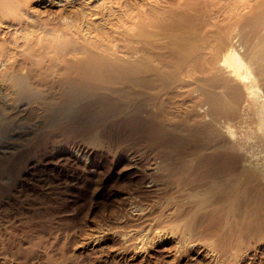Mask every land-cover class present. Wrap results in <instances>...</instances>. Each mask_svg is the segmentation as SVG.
I'll use <instances>...</instances> for the list:
<instances>
[{
    "label": "bare ground",
    "instance_id": "6f19581e",
    "mask_svg": "<svg viewBox=\"0 0 264 264\" xmlns=\"http://www.w3.org/2000/svg\"><path fill=\"white\" fill-rule=\"evenodd\" d=\"M85 1L98 23L69 19L80 0H0V132L21 105L41 118L36 146L20 153L63 145L53 162L62 184L99 181L125 155L144 192L161 189L164 221H180V236L152 221L134 234L144 264H215L233 248L250 249L240 264H264V0ZM97 149L80 174L78 159Z\"/></svg>",
    "mask_w": 264,
    "mask_h": 264
},
{
    "label": "rangeland",
    "instance_id": "374dc122",
    "mask_svg": "<svg viewBox=\"0 0 264 264\" xmlns=\"http://www.w3.org/2000/svg\"><path fill=\"white\" fill-rule=\"evenodd\" d=\"M82 1L75 5L76 13H71L69 19L85 26L91 25V22L98 23L99 18L95 19L92 14H88L95 10L93 3L86 4L87 1ZM39 5L37 1L31 3L33 9ZM56 9L57 7L54 8ZM36 16L41 18L42 15ZM54 17L60 22L68 19V16L58 17L57 13ZM28 20L31 21V18ZM32 20L35 24L36 20ZM12 32L19 35L18 30ZM5 93L1 89L0 105L4 108ZM25 107L20 106V110H23L16 116L14 124L9 129L2 126L0 132L3 134L11 129L6 138H0V158L14 156L7 162L4 161L5 165L0 169L1 261L5 258L6 264H144L140 260L141 252L136 249L138 243L133 238L136 237L135 233L145 227L146 222H153L154 231L168 230L180 236L177 233H180V228L176 225L180 221H164L166 212L163 209V199L155 196L161 189L157 186L155 192H144V179L138 176V172H131L133 170L126 168L125 155L112 160L108 169L100 168L101 180L73 185L58 183L53 174L54 159L67 153V148L63 145L54 146L49 142L44 151L37 147L34 151L20 153L36 146L35 130L41 124L38 116L29 121ZM27 123L35 126L28 127ZM59 138L61 137H57ZM11 142L17 143V147H9ZM99 151L97 149L87 160L78 159V169L82 170L80 174L86 175L87 169L98 164L101 158ZM20 154L24 157L19 158ZM93 160L96 162L92 163ZM34 163L36 166L31 168ZM181 176L179 173L173 178L170 184L172 188L183 179ZM39 177L51 179L52 183H47L46 187L40 186L42 183L37 182ZM188 191L189 186L186 188V192ZM135 206L140 207L141 212L134 210ZM211 221L208 218L204 224ZM236 221L235 216L228 217L226 223L222 220L220 232L227 230ZM162 222L164 227H160ZM176 235L170 237L172 245L166 244L163 247H172L177 242ZM154 240L159 241V238ZM185 248L187 252L190 251ZM145 249L143 253H148L149 250ZM249 250L233 248L227 253L225 260L217 258L215 264H240L241 257ZM118 251L124 253V256L116 257L115 253ZM156 262L162 263L159 256H156Z\"/></svg>",
    "mask_w": 264,
    "mask_h": 264
}]
</instances>
